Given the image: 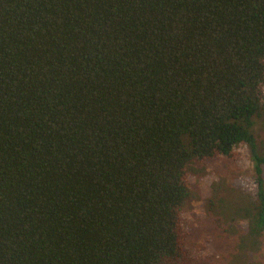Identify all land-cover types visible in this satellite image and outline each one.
I'll return each instance as SVG.
<instances>
[{
	"label": "trees",
	"instance_id": "16d2710c",
	"mask_svg": "<svg viewBox=\"0 0 264 264\" xmlns=\"http://www.w3.org/2000/svg\"><path fill=\"white\" fill-rule=\"evenodd\" d=\"M241 157L208 251L190 176ZM0 264H264V0H0Z\"/></svg>",
	"mask_w": 264,
	"mask_h": 264
},
{
	"label": "rangeland",
	"instance_id": "374dc122",
	"mask_svg": "<svg viewBox=\"0 0 264 264\" xmlns=\"http://www.w3.org/2000/svg\"><path fill=\"white\" fill-rule=\"evenodd\" d=\"M207 164L204 175L192 173L190 176L191 190L197 198L190 202V208L187 207L185 219L194 230V237L201 236L197 244H207L205 249L210 251L213 248V230L209 228V221L229 211H244L254 201L258 188L252 180L253 168L248 157L235 161L218 159ZM210 186L212 190L215 189L216 194L211 191ZM208 201L215 202L210 213L207 212Z\"/></svg>",
	"mask_w": 264,
	"mask_h": 264
}]
</instances>
